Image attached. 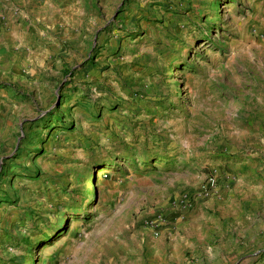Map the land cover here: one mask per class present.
I'll use <instances>...</instances> for the list:
<instances>
[{
	"label": "rangeland",
	"instance_id": "374dc122",
	"mask_svg": "<svg viewBox=\"0 0 264 264\" xmlns=\"http://www.w3.org/2000/svg\"><path fill=\"white\" fill-rule=\"evenodd\" d=\"M0 4V264H264V0Z\"/></svg>",
	"mask_w": 264,
	"mask_h": 264
},
{
	"label": "crops",
	"instance_id": "0c3cea01",
	"mask_svg": "<svg viewBox=\"0 0 264 264\" xmlns=\"http://www.w3.org/2000/svg\"><path fill=\"white\" fill-rule=\"evenodd\" d=\"M2 5L3 4H0L1 7ZM237 190L238 189L235 187L230 189L227 187L222 188L218 193H216V195L208 196L209 199L201 201L193 213H191L192 217L190 218L192 219V222L190 225L195 228L197 238L207 239L206 241L208 242H210V239L212 240L214 238L218 240V243L214 245L215 253H212L213 256L216 254L220 255V221L226 216L223 212L220 213V210H227L233 205V201L236 200V198H239ZM203 206H206L207 209H213H208L207 213L209 214H206ZM217 210H219V214H215V216L210 215L212 213H216ZM211 211L212 213H210ZM190 225L185 224L183 219L182 224L179 225L177 229L170 228L165 231L162 235L169 238V245H166L158 239H154V242L150 243L149 250L151 251V256L156 259L157 264H170L175 262V258L179 263H188L186 247L193 242L190 239L191 234H189L188 230ZM180 230H182L184 234H182ZM173 246H175V252L172 248L167 251V247ZM179 251L180 253H178ZM208 254L212 256L211 252Z\"/></svg>",
	"mask_w": 264,
	"mask_h": 264
},
{
	"label": "built area",
	"instance_id": "2783aa9c",
	"mask_svg": "<svg viewBox=\"0 0 264 264\" xmlns=\"http://www.w3.org/2000/svg\"><path fill=\"white\" fill-rule=\"evenodd\" d=\"M212 183L214 184V183H215V181L213 180V181H212Z\"/></svg>",
	"mask_w": 264,
	"mask_h": 264
}]
</instances>
